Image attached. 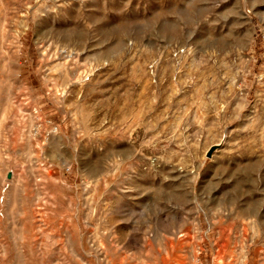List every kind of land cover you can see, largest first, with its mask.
I'll return each mask as SVG.
<instances>
[{"label":"rangeland","instance_id":"obj_1","mask_svg":"<svg viewBox=\"0 0 264 264\" xmlns=\"http://www.w3.org/2000/svg\"><path fill=\"white\" fill-rule=\"evenodd\" d=\"M0 264H264V0H0Z\"/></svg>","mask_w":264,"mask_h":264},{"label":"water","instance_id":"obj_2","mask_svg":"<svg viewBox=\"0 0 264 264\" xmlns=\"http://www.w3.org/2000/svg\"><path fill=\"white\" fill-rule=\"evenodd\" d=\"M212 152V151H211ZM211 152L209 153V155H211Z\"/></svg>","mask_w":264,"mask_h":264}]
</instances>
